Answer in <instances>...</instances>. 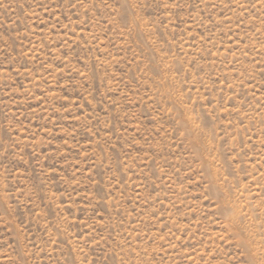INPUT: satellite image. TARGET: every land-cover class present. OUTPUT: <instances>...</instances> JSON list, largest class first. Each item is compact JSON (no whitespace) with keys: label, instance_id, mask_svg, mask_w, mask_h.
<instances>
[{"label":"rangeland","instance_id":"obj_1","mask_svg":"<svg viewBox=\"0 0 264 264\" xmlns=\"http://www.w3.org/2000/svg\"><path fill=\"white\" fill-rule=\"evenodd\" d=\"M0 264H264V0H0Z\"/></svg>","mask_w":264,"mask_h":264}]
</instances>
